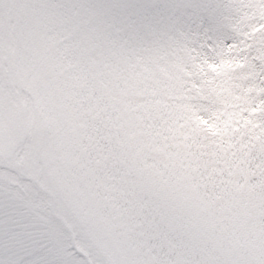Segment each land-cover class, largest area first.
I'll use <instances>...</instances> for the list:
<instances>
[{"label":"snow or ice","instance_id":"obj_1","mask_svg":"<svg viewBox=\"0 0 264 264\" xmlns=\"http://www.w3.org/2000/svg\"><path fill=\"white\" fill-rule=\"evenodd\" d=\"M0 264H264V0H0Z\"/></svg>","mask_w":264,"mask_h":264}]
</instances>
